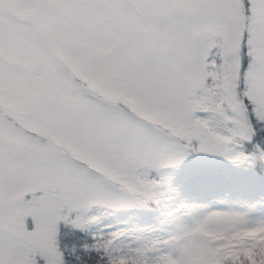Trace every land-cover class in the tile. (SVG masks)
Wrapping results in <instances>:
<instances>
[{
	"label": "snow or ice",
	"instance_id": "1",
	"mask_svg": "<svg viewBox=\"0 0 264 264\" xmlns=\"http://www.w3.org/2000/svg\"><path fill=\"white\" fill-rule=\"evenodd\" d=\"M0 264H264V0H0Z\"/></svg>",
	"mask_w": 264,
	"mask_h": 264
},
{
	"label": "trees",
	"instance_id": "2",
	"mask_svg": "<svg viewBox=\"0 0 264 264\" xmlns=\"http://www.w3.org/2000/svg\"><path fill=\"white\" fill-rule=\"evenodd\" d=\"M102 223L98 225L99 228L103 229L107 224L111 229H128L131 230H146L148 232L159 235L162 229L156 219L158 213L150 212L146 210H121V211H103Z\"/></svg>",
	"mask_w": 264,
	"mask_h": 264
},
{
	"label": "rangeland",
	"instance_id": "3",
	"mask_svg": "<svg viewBox=\"0 0 264 264\" xmlns=\"http://www.w3.org/2000/svg\"><path fill=\"white\" fill-rule=\"evenodd\" d=\"M121 210H135V209H131V208H128V209H118L117 211H121ZM110 211H111V210H110ZM100 212H101L102 215L104 214V213H103V210H101ZM107 225H108V226H111L110 223H108ZM127 230H128V229H127Z\"/></svg>",
	"mask_w": 264,
	"mask_h": 264
}]
</instances>
